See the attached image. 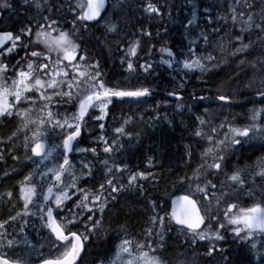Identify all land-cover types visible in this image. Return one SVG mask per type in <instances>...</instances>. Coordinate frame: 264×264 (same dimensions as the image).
Wrapping results in <instances>:
<instances>
[{"label": "snow or ice", "instance_id": "6c2138e0", "mask_svg": "<svg viewBox=\"0 0 264 264\" xmlns=\"http://www.w3.org/2000/svg\"><path fill=\"white\" fill-rule=\"evenodd\" d=\"M237 5H241V0H234ZM25 4L29 0H24ZM11 4L4 0L0 5L3 8H11ZM36 7L41 5L36 3ZM107 11V0H77L76 15L72 21L71 30H64L60 21L42 17L37 20L35 26L26 24L19 30V34L12 31H0V119L9 118L20 121L17 130L8 137V142L18 138V133H23V148L25 153L31 152L27 159L39 158L40 164L52 157L56 147L62 151L63 163L58 168H48L47 172L39 171L40 164L34 173L26 175L20 182V199L23 202V210L15 215L9 216L8 220L0 221V248L13 249L17 245H29L25 236L21 240L8 239L6 225L17 220L23 219L24 224L29 221L24 219L28 216H38L41 221V227L48 230L52 237L53 245L60 251V254L53 258H44L40 264H78L81 254L84 252L85 244L89 243L98 231L102 228L103 216L108 209L110 202L116 200L118 194L126 188L124 184H119L116 176H112L113 167L118 173L127 170L126 167L108 166V161H103L106 168V174L110 177L100 184L98 189L91 191L78 186V181L91 176L92 168L81 161L82 175H75L72 171L73 165L70 163L69 154L74 151L93 155L97 154L96 148H74L79 143L86 125V118L94 119L99 123V130L103 133L105 121L109 115V106L113 100H124L125 98H146L152 95L148 87H139L136 89H122L118 87H109L105 83L104 73L100 68V61L87 63L88 53L82 48L80 39L81 30L88 31L90 22L101 24L107 32L115 33L118 31V25L109 20H105L104 15ZM144 11L152 14H160L161 10L150 0ZM259 16L260 23H255L254 17ZM239 17L240 34L234 38V47L229 51L231 57L244 56L250 53L251 42L245 43V33L255 27L260 32H264V0H242V6L239 11L237 8H231L230 20L233 26L236 25ZM196 19L195 11L193 17L188 21L191 25ZM223 19V17L221 18ZM219 28H213L212 33L218 34ZM142 35L151 37V33L143 31ZM205 44H209V34H200ZM232 41H230V44ZM196 41H189V47L186 58L177 60L178 55L183 56V52H173L171 48L161 47L162 53H167L168 59L161 63L172 68L174 64H179L182 69L188 72L199 71L201 75L216 74V70L221 63L227 65V60L218 61L211 53L207 55H197V49L194 46ZM141 42L139 39L130 42L125 50L126 60L121 63L127 64L129 72L134 71V64L131 58L137 56L140 50ZM221 51H224L223 44L218 45ZM20 52L23 55L20 56ZM19 56L16 63L11 65L7 62L10 57ZM264 66V59L259 61ZM246 63L241 59L237 67ZM252 68L256 67L253 62H247ZM142 70L147 73L152 69V64L140 65ZM243 69H241V72ZM262 79V87L257 89L256 95L264 100V67L259 69ZM241 72L235 73L229 79H236ZM11 73V75H9ZM251 86V85H249ZM178 87L183 89L184 83L180 82ZM211 92L212 89H207ZM170 96L182 100L183 97L178 91H172ZM194 100L203 102L213 99L222 105H231L232 96L219 90L209 96H196L192 94ZM69 105L75 109L71 116L62 114L59 108ZM182 107V105H177ZM54 109H56L54 111ZM90 110H98L99 115L90 116ZM207 115V110H205ZM131 117L123 121L127 125ZM199 128L194 136L202 138L207 144L200 159L203 161L190 177H182L181 184L187 180L190 184L188 193L177 196L172 201L170 212L165 211L161 216L157 211L159 205L156 201H151L153 216L150 217V225L145 230L146 243H140L128 239L125 232V238L120 239L116 246L115 258L110 264H168V260L159 253L165 251V233L172 231L174 225L184 237V246L194 248L199 242H205L207 251L206 257L221 255L225 264H228L229 258L223 255L228 249L217 247L220 242H225V236L222 232H227L231 228L232 235L242 242L254 240L257 233L264 236V192L257 201L252 189H247V195L253 199L250 206H241L238 202L227 203L226 207L221 208L230 195L225 191V187L239 192L247 188L246 174L254 175L255 178L264 181V158L258 159L254 167L239 168L232 165V160L236 158L240 149L255 147L253 141H260V148L264 149V107L253 109L249 123L243 127H234L227 120L217 124L214 127L209 126V122L203 118L197 117ZM115 128L117 139L109 140L100 135L97 140L102 142L104 147L102 151L106 154L119 150L122 145L119 144V137L131 134L126 133L124 126ZM208 131H205V128ZM59 129L62 133V142L59 146H48L45 141L48 137V130ZM222 134V137H221ZM3 142V141H0ZM0 154V159H2ZM191 154L189 153V159ZM19 160V157H13ZM211 161V163H208ZM46 167V165H45ZM232 170L229 172L228 168ZM203 170V171H202ZM52 173L54 180L47 186V190L41 191L37 203V183L45 182V177ZM68 173L70 183L64 184L63 177ZM8 173H5L7 176ZM212 175L219 180L220 175L225 177L220 180L219 188L212 179ZM35 176H39L36 181ZM148 177L143 172L132 173L128 177V186L136 185L138 180H146ZM142 189V185H140ZM217 191L219 195H217ZM11 196V193H7ZM76 197L73 200V197ZM238 199V197H237ZM72 201L73 207L68 208L67 204ZM30 205L36 208L35 212L30 211ZM67 211V215H63ZM167 217V225L165 223ZM223 221V222H222ZM215 226V227H214ZM159 227L156 236L159 238L156 247H153L151 240L153 229ZM73 230V229H80ZM23 232V228H21ZM119 239V237H117ZM251 247L256 248L252 243ZM264 248V244H261ZM183 255V253H180ZM195 255V253H194ZM262 264H264V253L261 254ZM0 264H22L20 259L8 258L5 254H0ZM104 264V261H99ZM177 264H185L180 260ZM193 264H196L194 261Z\"/></svg>", "mask_w": 264, "mask_h": 264}, {"label": "trees", "instance_id": "16d2710c", "mask_svg": "<svg viewBox=\"0 0 264 264\" xmlns=\"http://www.w3.org/2000/svg\"><path fill=\"white\" fill-rule=\"evenodd\" d=\"M148 2L149 0H130V4L134 3L135 5H131L129 11L133 7L139 13L137 11L129 13V22H126L125 16L120 17L116 22L115 20L111 21L116 23L120 29L115 33L105 32L101 28L103 24L95 23L89 24L88 31L81 30L79 33L80 39L78 40L82 48L87 51L90 60L92 62L100 61V68L108 86H118L117 84L121 83L120 81L127 75H132L130 77L132 80L136 79L137 83L134 84L136 87H148L155 90L151 96L138 100L136 98H125L122 101L114 99L113 104L109 106L108 118L103 121L105 124L103 133L99 130L98 122L86 118L85 129L76 148H96L97 154L78 151H74L72 154V159L76 155H80L81 161L92 168L91 176L79 180L80 188L96 190L100 184L110 178L102 163L105 160L108 161L109 167L127 168L125 172L118 173L113 167L112 176H116L119 184H124L126 188L117 195L115 201L110 202L103 216L101 230L96 233L95 241H90L86 253L88 256L83 259L91 262L105 258L117 242V237L119 239L125 237V232L129 238L133 237L139 242L146 240L145 230L151 227L150 217L154 214L151 201L157 202L159 205L157 211L161 216H164V210L170 211L171 197L177 193H188L189 182L185 180V183L181 184L180 180L182 177H190L193 170L203 163L200 154L208 147L202 138L194 136L195 131L200 127L197 117L208 121L210 127L225 120L235 124L238 115L243 113L237 114L236 110L241 111V109L244 110L248 106H252L253 99L256 104L264 103L253 96L254 91L262 87L260 83L262 76L259 69L264 66L259 61L264 59V32L253 27L245 33L244 42L252 44L249 54L236 57L228 55L234 47V38L240 34L241 27L239 17L236 25L233 26L229 18L231 8L235 7L239 11L242 0L241 5H237L234 0H150L160 8V14L144 11ZM37 3L41 5L40 8L17 5L15 11L9 12V14L5 12L4 17H8L5 25L19 33V30L26 24L34 25L37 21L36 16L56 19L60 21L62 27H67L69 21H73L75 18L66 9L67 0H37ZM193 11H195L196 19L193 24L189 25L188 21L192 19ZM222 17L223 19H221ZM254 19L255 23H260L259 16ZM213 28H219L220 32L212 33ZM143 31L150 32L151 37L142 35ZM202 32L209 34V44H205L202 40L200 36ZM137 39L140 40L141 46L137 56L134 57L135 70L134 74H131L128 73L127 64H122L121 61L125 60V50L130 42ZM193 40L196 41L194 46L197 49V55L211 53L218 61H221L223 57L227 60V65L221 63L216 74L201 75L198 70L188 72L184 69L178 70L174 66L169 68L159 61L163 54L160 51L161 47L171 48L173 52L185 53L183 56L176 57L177 60H183L187 55L189 41ZM230 41H232L231 44ZM112 44L117 45L118 55L111 54ZM220 44H223V52L218 46ZM241 59H245L246 63L238 68L237 65ZM247 62L255 63L256 67L252 68ZM147 63L152 64V69L145 73L140 65ZM241 69H243L242 72ZM237 72H241L238 78L229 79ZM180 82L184 83L183 89L178 87ZM209 88L212 89L211 92L207 91ZM218 88L221 92L231 95L232 99L236 101H233L231 105H222L213 99L199 102L192 97L193 93L197 97L202 95L211 97ZM170 90L183 92L185 96L182 100L169 99L164 91ZM177 105H182V107H177ZM63 107L60 112H65V115L71 116L75 111L69 105ZM205 110H207V115H205ZM96 115H99L98 110H96ZM129 117H131L130 122L123 125V121ZM122 125L125 132L131 135L119 137V144L122 145L119 150L108 154L104 153L102 151L104 145L102 142H98L97 138L103 135L109 142L116 140L117 134L114 130ZM17 127V118H9L0 123V138L4 139L3 142H0V154L3 157L0 159V221L8 220L9 216L23 206L20 199V182L32 169L28 164L13 159V157H19V159L27 157L21 134L19 139L14 138L12 142L7 141L6 147H3L5 139H8L17 130ZM204 130L208 131V128L206 127ZM60 134H62L61 131L58 135ZM189 153L191 154L190 159ZM263 153L264 151L260 147L245 146L237 152L236 158L231 163L235 167L248 168L256 162L254 158ZM231 170L232 168L229 167L228 171ZM128 171L143 172L148 178L138 180V182H142L138 185L128 186ZM6 172L7 176H5ZM78 172L80 177L82 175L81 164L78 166ZM207 178L212 179L218 188L220 180L225 179L223 175H220L219 180L212 175H208ZM260 182L261 185L264 184V181L260 180ZM140 185H142V189L139 187ZM252 191L255 195L261 194L257 186L253 187ZM9 192L11 193L10 197L6 195ZM237 194L236 191L232 192V196ZM217 195H219L218 191ZM71 207L73 206L69 203L68 208ZM165 223L167 225V217H165ZM171 227L172 231L177 229L174 225ZM21 228L18 223L12 231L18 232ZM158 231L159 227L154 228L153 236H156ZM172 231L165 233L167 241L165 246L167 245L168 250L166 257L168 259L177 258V256L187 257L186 252L183 251V248L186 247L179 238L174 237ZM225 235L227 237V233ZM32 238L37 245L36 234ZM220 244L223 248L228 249L227 243ZM173 245H175L174 248ZM51 249H36L29 261L39 260L46 254L58 255L56 249L50 253ZM187 249L195 252L197 249L203 250L204 248L195 246ZM7 255L19 258L15 252L7 251ZM197 257L198 263L196 264H225L221 255L216 259L202 257L199 254ZM227 257L229 258L228 264H262V260L255 263L252 255L243 250L236 242Z\"/></svg>", "mask_w": 264, "mask_h": 264}, {"label": "rangeland", "instance_id": "374dc122", "mask_svg": "<svg viewBox=\"0 0 264 264\" xmlns=\"http://www.w3.org/2000/svg\"><path fill=\"white\" fill-rule=\"evenodd\" d=\"M131 5H135L134 3H131L130 4V0H113V3H112V6H111V8H110V10L108 11V13L106 14V16H105V20H109V21H114L115 20V22L116 21H118V19H120V17L122 18L123 16H125V19H126V22H129V16H128V14L130 13H135L137 10H136V8H135V10H134V8L132 7L131 8V11H129V8H130V6ZM127 8V9H126ZM138 12V11H137ZM139 13V12H138ZM124 14V15H123ZM119 15V16H118ZM118 16V17H117ZM117 17V19H115ZM105 32H107L105 29H104V27H101ZM118 30H120V29H118ZM112 40V37L110 38V41ZM252 41V40H251ZM253 43H255L254 41H252ZM110 50H111V54L112 55H116L117 53H118V49H117V45H114V44H112L111 45V48H110ZM166 59H168V56H167V53H163L162 54V56H161V58L159 59V61L161 62L162 60H166ZM88 61H89V59L87 60V63H88ZM157 61L155 60V63H156ZM137 66V65H136ZM176 69H178V70H181L182 69V66L181 65H179V64H174L173 65ZM128 73H130V72H128ZM130 76H132V75H127L124 79H123V81H129V82H131L132 81V79H131V77ZM125 88V87H124ZM259 88H261V87H259ZM168 102H170V101H168ZM264 104V103H263ZM257 105H260V104H257ZM250 108V107H249ZM249 108H245L244 110H242L241 109V111L240 110H236L235 111V113H237V114H241V112H243L242 114H244V113H247L250 109ZM241 114V115H242ZM240 115V116H241ZM250 117V115L247 117V118H245V117H241L242 119H243V121H245L246 119H248ZM1 120V119H0ZM19 124H20V121H19ZM48 132H51V129L50 130H48ZM6 140V139H5ZM49 146H56L55 144H50ZM247 146V145H246ZM56 155H57V147H56V150L53 152V154H52V157L49 159V160H47V161H45V163L44 164H40V161H39V158H34V159H32V160H29V159H27V158H21V159H19L18 161H22V160H24V161H30L31 162V165L33 166V169H32V171L30 172V173H33L34 175H35V173H34V170H36L37 169V165L38 164H40V167H39V171H42V172H47V169L48 168H58V166L59 165H57V163H58V160H55V158H56ZM23 164H25V163H23ZM45 165H46V167H45ZM76 168H75V166L73 165V168H72V171H74L75 172V175L76 176H78L77 175V173H76V170H75ZM29 173V174H30ZM52 176H53V174L52 173H49L48 174V176L47 177H45V182L43 183V186L41 185V183H37V200H36V202L37 203H39V202H41L40 200H39V197H40V193H41V191L43 190L44 191V189L46 188V186L51 182V180H52ZM35 179H36V181H39V176H35ZM251 180L253 181V177L251 178ZM63 181H64V184H68V183H70V177H69V175H68V173H65V175H64V177H63ZM259 187V184H258V182H255L254 183V186L253 187ZM231 189V188H230ZM259 190L260 191H263L264 190V185H262V186H260V188H259ZM245 192V190H241V191H239L238 193H239V195H241L242 196V199L244 198V195H243V193ZM229 200V198H226V200H225V202L224 203H222L221 204V208H222V206H223V204H226L227 203V201ZM23 210V207H22V209L20 210V211H22ZM19 211V212H20ZM30 211H32V212H35L36 211V208L34 207V206H31L30 205ZM11 225H12V222L10 223V225H6L5 227L7 228V232H10L12 229H11ZM25 227H28V226H25ZM0 231H3L2 229H0ZM258 237H260V239H259V247L261 248V244H264V236L263 237H261V236H258ZM7 238H8V236H7ZM126 238H128V239H130L128 236L126 237ZM183 239H184V237H183ZM45 241H49V239L48 238H46L45 239ZM152 243V242H151ZM205 244V243H204ZM44 244H39V247L41 248L42 246H43ZM23 245H17L16 247H22ZM196 246H200L199 244L198 245H196ZM218 246V245H217ZM153 247H156V246H153ZM175 247V245H173V248ZM25 252L24 253H21V255L22 256H25V258H29V256H28V251L26 250V248L25 249H23ZM0 251H5L6 252V247H4V248H0ZM168 250H167V248H166V250L165 251H163V252H161V253H166ZM183 251L184 252H186V256L187 257H182V256H177V258H172V259H167L168 260V264H177V262L178 261H180V260H183V261H185V264H191L193 261H195L196 263H198L197 261H198V257H197V255L198 254H200V252H199V249H197L195 252H191V251H189V249H187V248H183ZM22 252V251H21ZM115 252H116V248H115V250H114V252L109 256V258H107L106 260H104V264H110V261H112L114 258H115ZM263 252H264V250H263ZM262 252V253H263ZM194 253H195V255H194ZM160 254V253H159ZM166 259V258H165ZM97 264H99V263H97Z\"/></svg>", "mask_w": 264, "mask_h": 264}, {"label": "water", "instance_id": "95a60500", "mask_svg": "<svg viewBox=\"0 0 264 264\" xmlns=\"http://www.w3.org/2000/svg\"><path fill=\"white\" fill-rule=\"evenodd\" d=\"M107 6H108V1H107ZM0 17H1V14H0ZM181 96H184L183 95V93L181 94V93H179ZM168 96L170 97V95H169V93H168ZM171 97H173V96H171ZM173 98H176V97H173ZM233 100V99H232ZM46 143V142H45ZM182 195H184V194H180V195H177V196H182ZM177 196H175L174 197V200H175V198L177 197ZM41 262V261H40ZM40 262H37V263H34V264H40ZM22 264H24V263H22Z\"/></svg>", "mask_w": 264, "mask_h": 264}, {"label": "bare ground", "instance_id": "6f19581e", "mask_svg": "<svg viewBox=\"0 0 264 264\" xmlns=\"http://www.w3.org/2000/svg\"><path fill=\"white\" fill-rule=\"evenodd\" d=\"M185 96V95H184ZM184 96H182V97H184Z\"/></svg>", "mask_w": 264, "mask_h": 264}]
</instances>
